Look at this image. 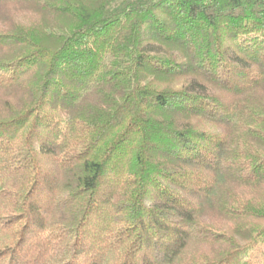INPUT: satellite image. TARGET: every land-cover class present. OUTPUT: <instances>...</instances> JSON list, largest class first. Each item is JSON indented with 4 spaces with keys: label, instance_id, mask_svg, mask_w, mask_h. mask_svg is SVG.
Instances as JSON below:
<instances>
[{
    "label": "trees",
    "instance_id": "1",
    "mask_svg": "<svg viewBox=\"0 0 264 264\" xmlns=\"http://www.w3.org/2000/svg\"><path fill=\"white\" fill-rule=\"evenodd\" d=\"M264 0H0V264H261Z\"/></svg>",
    "mask_w": 264,
    "mask_h": 264
},
{
    "label": "rangeland",
    "instance_id": "2",
    "mask_svg": "<svg viewBox=\"0 0 264 264\" xmlns=\"http://www.w3.org/2000/svg\"><path fill=\"white\" fill-rule=\"evenodd\" d=\"M263 251H264V247H263ZM263 260H259V262H261V264H264V255L262 256Z\"/></svg>",
    "mask_w": 264,
    "mask_h": 264
}]
</instances>
